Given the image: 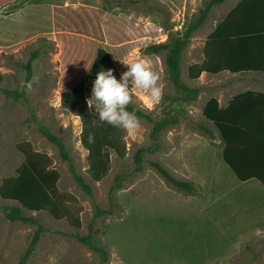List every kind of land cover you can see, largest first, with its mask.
I'll return each mask as SVG.
<instances>
[{"label":"rangeland","instance_id":"1","mask_svg":"<svg viewBox=\"0 0 264 264\" xmlns=\"http://www.w3.org/2000/svg\"><path fill=\"white\" fill-rule=\"evenodd\" d=\"M208 1L103 0L105 46L121 73L128 71L124 63L143 61L160 76L158 103L134 90L131 104L154 118L171 113L180 115V121L162 132L155 149L152 123L136 115L140 127L135 136H125V158L113 152L110 170L100 181L93 180L88 170L81 119L61 106L62 46L53 33L51 14H12L16 6L0 7V184L25 159L20 143L30 142L35 150L48 154L60 173L59 189L76 196L82 206L79 232L88 234L89 224H94L96 242L109 252L106 264H264V193H249L262 185L237 180L223 160L218 131L203 116L206 100L225 78L204 75L193 80L188 74L189 66L202 59L209 34L239 0L214 5L183 51L182 80L203 88L197 100L177 102L180 93L169 79L166 51L147 50L166 42L170 32L182 33ZM33 53L37 57L32 91L27 90L25 101L7 91H22L25 64ZM94 81L88 82L91 89ZM91 111L99 118L94 108ZM37 121L64 138L77 172L93 187L96 202L103 209L112 205V213L95 217L91 196L73 178ZM198 125L209 127L216 137L210 138ZM140 148L152 150L145 152L144 167L136 171L134 154ZM155 161L177 179L192 182L196 191L186 193L169 184L152 165ZM118 174L124 181L113 204L109 191ZM14 205L18 203L0 198V264H17L37 229V224L6 217L4 209ZM24 212L44 227L27 264H100L99 253L73 235L75 229L67 219L57 220L45 211Z\"/></svg>","mask_w":264,"mask_h":264},{"label":"trees","instance_id":"2","mask_svg":"<svg viewBox=\"0 0 264 264\" xmlns=\"http://www.w3.org/2000/svg\"><path fill=\"white\" fill-rule=\"evenodd\" d=\"M17 1L0 0V7ZM226 1L206 2L199 15L182 33L170 32L166 42L148 46L147 50L151 53L166 51L165 63L168 76L180 93L177 102H193L201 94L202 87H191L182 80V54L190 43L193 33L207 20L212 7ZM105 13L104 8L85 5L52 7L53 33L62 46L61 106L81 119L80 140L88 150V170L95 181H100L108 174L113 152L121 159L126 156L125 131L107 123L101 125L99 118L87 104V99L92 95L88 82L96 79L99 71L113 69L118 80L122 75L105 46L106 36L102 25ZM262 19H264V1L239 0L207 37L203 48L205 58L202 62H195L189 66V77L193 80L199 79L203 72L264 73V58L247 56L248 47L264 48V26L258 24ZM36 57L37 53H33L25 64L26 76L22 91H7V93L27 101L26 85L32 81ZM127 110L152 123L150 136L155 149L160 147L162 132L180 121V115L174 116L171 113L165 114L160 119L154 118L150 113L131 103ZM262 110H264V92L249 90L235 95L225 108L220 106L217 98L211 97L204 105L203 116L218 131L223 145V160L235 176L241 182L256 179L264 186V112H261ZM37 124L40 132L56 145L61 158L67 162L73 178L91 196L95 204V217L112 213L114 210L112 205L108 209H103L96 202L93 187L77 172L64 138L54 134L46 125L38 121ZM198 128L210 138L216 137L209 127L198 125ZM90 136L94 137L93 143L89 142ZM18 148L24 153L25 159L14 175L2 180L0 198L18 203L4 209L9 220L37 224V229L17 264H27L44 231L43 225L34 217L26 215L24 210L45 211L57 220L67 219L75 229L73 235L99 253L100 264H106L109 261V252L96 242L97 230L94 224H89L88 234L82 235L79 232L82 228L80 217L82 206L76 196L59 189L60 173L52 166V158L44 152L35 150L27 141L20 143ZM147 150L152 149L140 148L135 152L136 171L143 169ZM152 165L169 184L180 191L186 193L196 191L192 182L177 179L160 162H152ZM123 181L124 176L118 174L110 188L109 197L113 204L115 192L122 188Z\"/></svg>","mask_w":264,"mask_h":264},{"label":"clouds","instance_id":"3","mask_svg":"<svg viewBox=\"0 0 264 264\" xmlns=\"http://www.w3.org/2000/svg\"><path fill=\"white\" fill-rule=\"evenodd\" d=\"M124 64L128 71L124 72L119 80L114 75L113 69L99 71L87 104L90 110L94 108L99 114L101 125L107 123L121 128L127 136L133 137L140 127L138 117L127 111L132 102L133 91L141 90L152 102L158 103L162 98V88L159 85V74L145 62L134 61ZM26 87L29 92L32 91V83H28ZM89 142L93 143L94 137L90 136Z\"/></svg>","mask_w":264,"mask_h":264},{"label":"crops","instance_id":"4","mask_svg":"<svg viewBox=\"0 0 264 264\" xmlns=\"http://www.w3.org/2000/svg\"><path fill=\"white\" fill-rule=\"evenodd\" d=\"M102 3H103V0H18L17 2L10 4V5L16 6L12 14L19 13V12L21 13L29 12L32 15H40V14L46 15L47 14L48 16H50L51 14L52 16V7L54 5H64V6L74 5L76 7L85 5V6H92V7H101ZM10 5H7V6H10ZM48 6L49 8H46ZM254 20L256 21L257 19L254 17ZM262 21L261 23H258V24H261V26H264V19H262ZM247 56L256 57V58L261 57L262 59L264 58V48L257 47V46L248 47ZM204 58H205V54L203 51L202 59L199 62H202ZM204 75L205 76L212 75V76H217L219 78L223 76V78H225V81L218 82L219 87L216 89V93L211 95L206 100L207 102L211 97H215L218 99L220 106L223 108L227 107L231 99L235 95L241 92H245L249 90L264 92V73L263 72L249 71V72H244V73H232L230 71H223L217 74L203 72L201 76H204ZM198 87H201V86H198ZM261 112H264V110H262ZM237 180L241 182L238 178ZM252 181H256L257 184H259V186L262 185L256 179H250L246 182H241V183H248ZM262 186H261L262 189L254 190L249 193H264V189ZM245 193H248V192H245Z\"/></svg>","mask_w":264,"mask_h":264}]
</instances>
